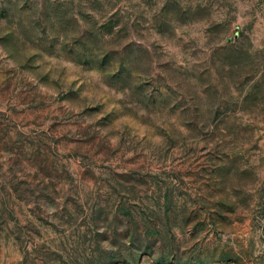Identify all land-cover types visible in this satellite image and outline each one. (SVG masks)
Here are the masks:
<instances>
[{
  "label": "rangeland",
  "instance_id": "obj_1",
  "mask_svg": "<svg viewBox=\"0 0 264 264\" xmlns=\"http://www.w3.org/2000/svg\"><path fill=\"white\" fill-rule=\"evenodd\" d=\"M0 264H264V0H0Z\"/></svg>",
  "mask_w": 264,
  "mask_h": 264
}]
</instances>
